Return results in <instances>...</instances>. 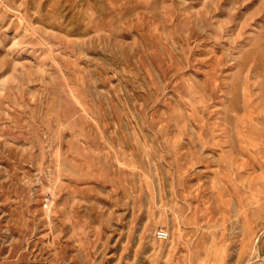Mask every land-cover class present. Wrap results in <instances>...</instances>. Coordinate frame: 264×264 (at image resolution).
I'll return each instance as SVG.
<instances>
[{
  "label": "rangeland",
  "instance_id": "374dc122",
  "mask_svg": "<svg viewBox=\"0 0 264 264\" xmlns=\"http://www.w3.org/2000/svg\"><path fill=\"white\" fill-rule=\"evenodd\" d=\"M0 264H264V0H0Z\"/></svg>",
  "mask_w": 264,
  "mask_h": 264
},
{
  "label": "built area",
  "instance_id": "2783aa9c",
  "mask_svg": "<svg viewBox=\"0 0 264 264\" xmlns=\"http://www.w3.org/2000/svg\"><path fill=\"white\" fill-rule=\"evenodd\" d=\"M156 237L158 240L163 241V240H166L168 238V233L165 231H159V232H157Z\"/></svg>",
  "mask_w": 264,
  "mask_h": 264
}]
</instances>
